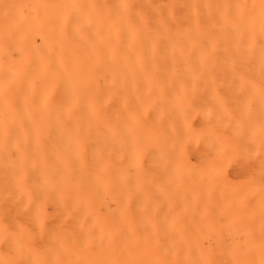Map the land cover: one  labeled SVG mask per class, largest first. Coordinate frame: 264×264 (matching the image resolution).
<instances>
[{
    "label": "bare ground",
    "instance_id": "bare-ground-1",
    "mask_svg": "<svg viewBox=\"0 0 264 264\" xmlns=\"http://www.w3.org/2000/svg\"><path fill=\"white\" fill-rule=\"evenodd\" d=\"M0 264H264V0H0Z\"/></svg>",
    "mask_w": 264,
    "mask_h": 264
}]
</instances>
